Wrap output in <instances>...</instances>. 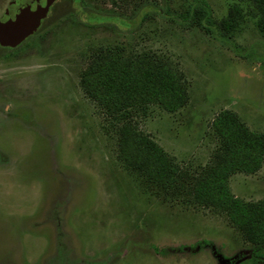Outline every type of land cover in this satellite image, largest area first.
<instances>
[{
    "label": "rangeland",
    "instance_id": "obj_1",
    "mask_svg": "<svg viewBox=\"0 0 264 264\" xmlns=\"http://www.w3.org/2000/svg\"><path fill=\"white\" fill-rule=\"evenodd\" d=\"M140 1L149 5L143 21ZM194 1L77 0L0 57V264L264 260L263 249L253 253L264 245V155L250 171L224 176L239 213L192 196L193 179L229 163L220 126L264 136V38L239 0H204L216 22L241 8L227 40L166 16ZM104 54L165 66L185 103L173 111L137 103L113 118L83 85ZM122 124L162 151L183 176L177 185L126 168Z\"/></svg>",
    "mask_w": 264,
    "mask_h": 264
},
{
    "label": "trees",
    "instance_id": "obj_2",
    "mask_svg": "<svg viewBox=\"0 0 264 264\" xmlns=\"http://www.w3.org/2000/svg\"><path fill=\"white\" fill-rule=\"evenodd\" d=\"M239 1L244 3L256 18L257 30L264 38V0ZM144 4L141 2L138 7L140 8L138 13L141 14L139 21H143L148 14L145 10L149 5H146V2ZM166 16L180 26H195L207 34H214L220 39L227 40L242 19V10L234 5L228 10L224 19L216 22L206 2L196 0L182 13ZM128 24L126 23L125 27ZM97 58L91 62L85 73L83 85L100 105L107 108L113 118H116L115 114L121 112L125 106L130 107L137 103L155 101L163 109L173 111L186 101L185 88L179 82V78L165 66L153 63L146 55L141 61L135 62L109 54L99 55ZM261 66L264 67L262 60ZM125 114L119 118H124ZM128 125L122 124L117 129L119 156L126 168L140 171L166 188L177 185L183 178L177 168L170 165L153 142L136 134ZM220 129L228 134L224 141V150L229 155V163L219 167L218 173L211 170L200 178L193 179L192 196L205 205L224 203L231 211L239 213L241 204L227 193L224 176L235 170L250 171L253 165L258 164L256 156L264 155V136H254L244 128L237 127L234 122L222 125ZM262 249L264 250V245L254 249V255L256 256V253ZM259 262L263 264L264 260L261 259Z\"/></svg>",
    "mask_w": 264,
    "mask_h": 264
},
{
    "label": "flooded vegetation",
    "instance_id": "obj_3",
    "mask_svg": "<svg viewBox=\"0 0 264 264\" xmlns=\"http://www.w3.org/2000/svg\"><path fill=\"white\" fill-rule=\"evenodd\" d=\"M74 1L77 0H51L43 12L36 8L37 4L29 0L24 3L22 0H7L5 8L0 6V12H2L0 14V57H10V53L26 43L37 28L44 27L52 19L61 17ZM10 20H13L11 27H9Z\"/></svg>",
    "mask_w": 264,
    "mask_h": 264
},
{
    "label": "water",
    "instance_id": "obj_4",
    "mask_svg": "<svg viewBox=\"0 0 264 264\" xmlns=\"http://www.w3.org/2000/svg\"><path fill=\"white\" fill-rule=\"evenodd\" d=\"M34 4H37L38 6L36 7L37 9L42 10L45 12V9L47 5L51 2V0H29ZM27 2V0H22V3ZM9 27H11V24H13V20H10Z\"/></svg>",
    "mask_w": 264,
    "mask_h": 264
}]
</instances>
